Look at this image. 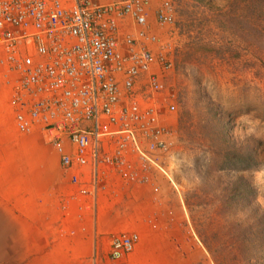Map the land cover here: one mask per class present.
<instances>
[{"label":"built area","instance_id":"obj_1","mask_svg":"<svg viewBox=\"0 0 264 264\" xmlns=\"http://www.w3.org/2000/svg\"><path fill=\"white\" fill-rule=\"evenodd\" d=\"M173 8L172 0H0V79L14 125L42 129L63 167L89 166L82 194H95L105 170L123 184L149 183L158 171L171 178L162 162L172 130L161 119L176 105L159 78L171 64L151 24L172 23ZM137 241L136 232L113 236L109 261Z\"/></svg>","mask_w":264,"mask_h":264},{"label":"rangeland","instance_id":"obj_2","mask_svg":"<svg viewBox=\"0 0 264 264\" xmlns=\"http://www.w3.org/2000/svg\"><path fill=\"white\" fill-rule=\"evenodd\" d=\"M172 2V23L159 26L151 17V31L164 44L171 64L159 77L166 84L162 94L170 95L176 105L175 111L165 112L161 119L172 130L169 153L162 162L171 178L160 173L172 192L170 204L179 211V227L193 242L190 259L206 264H247L238 247L247 234L245 223L253 225L255 209L264 213V187L255 186L252 173L264 168V140L256 139L259 164L255 169L221 173L205 166L199 143L201 133L216 122H225L234 140H238L234 135L237 117L252 114L264 122V0ZM126 25L132 29L131 23ZM184 114L191 136L180 126ZM237 135H242L239 129ZM195 177L200 181L192 186ZM239 179L250 184L244 197H239L241 193L232 184ZM256 181L264 185V174H257ZM2 238L0 264L32 260V254L19 246L9 256ZM255 255L251 262L264 263L257 262Z\"/></svg>","mask_w":264,"mask_h":264},{"label":"crops","instance_id":"obj_3","mask_svg":"<svg viewBox=\"0 0 264 264\" xmlns=\"http://www.w3.org/2000/svg\"><path fill=\"white\" fill-rule=\"evenodd\" d=\"M10 95L0 79V236L9 256L19 246L32 254L27 264H206L190 259L193 242L179 227V211L160 172L136 185L105 171L95 194L80 193L89 186V166L63 167L37 126L19 133ZM131 231L138 234L134 248L111 263V238Z\"/></svg>","mask_w":264,"mask_h":264},{"label":"trees","instance_id":"obj_4","mask_svg":"<svg viewBox=\"0 0 264 264\" xmlns=\"http://www.w3.org/2000/svg\"><path fill=\"white\" fill-rule=\"evenodd\" d=\"M183 119V120H182ZM185 114L182 115L180 125L187 135L191 136L192 131H189L190 125H186L187 122ZM206 131L201 133L200 147L202 145L203 152L208 157L203 156L205 166L211 165L215 169L216 173L227 171H241L255 169L258 164V147L255 138H249L243 142V140H234L229 133L230 130L225 122H216L215 125L207 127ZM206 148H205V147ZM235 190L238 188V192L241 193L239 197H244L246 193L250 192V184L243 179H239L232 183ZM255 210H258L256 208ZM255 212L253 219V225L245 223V231L247 232L242 240L239 242V251H242L247 264H254L251 262L252 254L256 253L257 262L264 260V213ZM248 237V238H247ZM250 262V263H249ZM264 264V263H260Z\"/></svg>","mask_w":264,"mask_h":264},{"label":"clouds","instance_id":"obj_5","mask_svg":"<svg viewBox=\"0 0 264 264\" xmlns=\"http://www.w3.org/2000/svg\"><path fill=\"white\" fill-rule=\"evenodd\" d=\"M238 129L242 132V135L238 136L237 131ZM234 135L238 140H247L249 138H255L258 140H264V122H262L258 118H253L252 114H247L245 116L237 117L236 120V128L234 130ZM254 176V184L259 189L264 187V185L258 184L256 181L257 174H264V168L259 170L252 171ZM200 181V177L192 178L191 183L192 186H195ZM260 201V197L258 198V203Z\"/></svg>","mask_w":264,"mask_h":264}]
</instances>
